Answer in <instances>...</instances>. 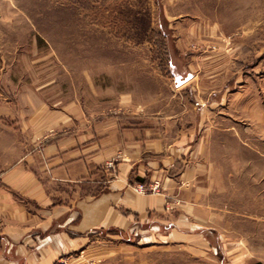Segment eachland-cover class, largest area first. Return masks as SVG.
Returning <instances> with one entry per match:
<instances>
[{
    "label": "rangeland",
    "instance_id": "1",
    "mask_svg": "<svg viewBox=\"0 0 264 264\" xmlns=\"http://www.w3.org/2000/svg\"><path fill=\"white\" fill-rule=\"evenodd\" d=\"M191 55L200 57L192 65ZM188 71L207 72L200 81L214 88L227 83L207 121L226 185L212 229L264 260V0H0V158L13 159L17 137L29 149V119L47 108L76 102L109 114L128 91L173 86ZM97 231L54 264H126L122 230Z\"/></svg>",
    "mask_w": 264,
    "mask_h": 264
},
{
    "label": "crops",
    "instance_id": "2",
    "mask_svg": "<svg viewBox=\"0 0 264 264\" xmlns=\"http://www.w3.org/2000/svg\"><path fill=\"white\" fill-rule=\"evenodd\" d=\"M187 73L173 86L128 91L109 114L72 102L47 108L44 122L30 117L29 149L17 137L13 159L0 158V264H54L102 227L122 230L126 264H264L212 229L226 185L207 121L227 83L214 88L201 82L207 72ZM154 182L157 193L134 189ZM198 223L202 230L187 229ZM186 238L205 243L182 246Z\"/></svg>",
    "mask_w": 264,
    "mask_h": 264
},
{
    "label": "built area",
    "instance_id": "3",
    "mask_svg": "<svg viewBox=\"0 0 264 264\" xmlns=\"http://www.w3.org/2000/svg\"><path fill=\"white\" fill-rule=\"evenodd\" d=\"M113 165V164H111ZM134 189L140 193H157L160 191L159 182L154 183H139L134 185Z\"/></svg>",
    "mask_w": 264,
    "mask_h": 264
},
{
    "label": "water",
    "instance_id": "4",
    "mask_svg": "<svg viewBox=\"0 0 264 264\" xmlns=\"http://www.w3.org/2000/svg\"><path fill=\"white\" fill-rule=\"evenodd\" d=\"M191 78V75H188L184 80H189Z\"/></svg>",
    "mask_w": 264,
    "mask_h": 264
}]
</instances>
